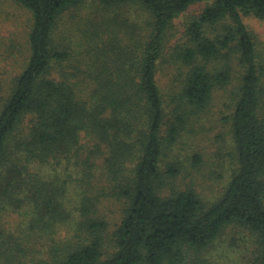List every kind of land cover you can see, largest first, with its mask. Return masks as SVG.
I'll return each instance as SVG.
<instances>
[{"label": "trees", "instance_id": "trees-1", "mask_svg": "<svg viewBox=\"0 0 264 264\" xmlns=\"http://www.w3.org/2000/svg\"><path fill=\"white\" fill-rule=\"evenodd\" d=\"M14 1L32 26L0 80V264H209L222 244L264 264V42L244 19L264 0ZM217 112L231 175L209 197L194 139Z\"/></svg>", "mask_w": 264, "mask_h": 264}, {"label": "rangeland", "instance_id": "rangeland-1", "mask_svg": "<svg viewBox=\"0 0 264 264\" xmlns=\"http://www.w3.org/2000/svg\"><path fill=\"white\" fill-rule=\"evenodd\" d=\"M87 6H84L82 10H74L78 13L74 21L70 20L69 15L65 17L68 21L65 31L68 34L76 35L78 33L77 24L83 23V18L88 12ZM205 7L206 4L202 3L190 8L185 14L176 19V29L179 31L184 30L183 25H185L187 19L199 14ZM244 19L246 24L257 34L259 40L264 42V21L253 16L244 17ZM31 26L32 13L27 8L14 0H0V80L4 83H8L11 77L21 70L29 54L28 42ZM168 80V76L160 74V83L164 88ZM224 95L219 96V101L224 100ZM216 115L219 122L216 123V119L213 120V123L208 121L207 124H204L206 125V132L203 133L201 128L204 127L202 126L198 129L200 131L198 135L195 136L197 138L194 139L195 143L205 148V162L196 175L197 182H199L198 189L209 197L218 193L220 188L228 183L232 162L229 155L233 152L231 134L227 129L228 122L223 120L226 115L223 117L220 112H217ZM192 138L188 136V142L193 145L195 143L191 142L193 141ZM184 147L182 145L180 149ZM188 152L190 150L187 147L186 152L183 153ZM218 246L212 248L208 255L209 264H242L238 249L229 248V246H223V244L219 248Z\"/></svg>", "mask_w": 264, "mask_h": 264}]
</instances>
